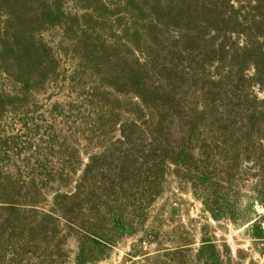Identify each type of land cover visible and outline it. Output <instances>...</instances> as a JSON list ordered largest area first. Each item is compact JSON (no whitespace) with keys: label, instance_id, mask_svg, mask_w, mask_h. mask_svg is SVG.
<instances>
[{"label":"trees","instance_id":"1","mask_svg":"<svg viewBox=\"0 0 264 264\" xmlns=\"http://www.w3.org/2000/svg\"><path fill=\"white\" fill-rule=\"evenodd\" d=\"M72 5L0 0V73L18 88L12 97L0 91V113L6 98L26 100L53 80L75 96L72 111L88 110L90 133L118 134L88 156L76 180L65 176L66 163L41 178L57 185L49 212L32 228L14 217L24 227L15 226L12 241H37L49 223L57 234L63 220L75 232V263H94L95 250L134 232L128 210L144 222L143 208L170 176L201 193L215 220L251 223V210L264 208V0ZM49 29L60 31L56 46L44 38ZM65 58L70 74L60 73ZM37 181L18 188L8 180L6 195L38 203L46 194ZM252 225L264 238L262 224ZM207 249L202 264H226L213 243L199 253Z\"/></svg>","mask_w":264,"mask_h":264},{"label":"rangeland","instance_id":"2","mask_svg":"<svg viewBox=\"0 0 264 264\" xmlns=\"http://www.w3.org/2000/svg\"><path fill=\"white\" fill-rule=\"evenodd\" d=\"M66 2L70 10L72 0ZM43 34L51 45L61 41L56 29ZM69 61L61 60V74H70ZM16 89L0 73V91L12 97ZM69 96L66 85L52 80L26 100L14 103L12 98L5 99L0 113V264H76L75 232L68 230L63 220L57 234L49 223L43 238L37 241L26 236L12 241L16 227H35L49 212L57 185L44 187L46 182L41 178L55 174L66 163L65 176L76 180L88 163V156L99 152L105 141L118 134L113 130L106 135L100 131L90 133L87 119L84 120L90 113L82 108V113L72 111L68 105L75 96ZM39 163L46 166V171L40 169ZM32 177L37 178L43 188L40 190L46 194L38 203L7 197L6 190L11 189L6 186L8 180L24 188ZM13 207L17 214L9 210ZM132 211L127 214L134 232L118 236L114 245L95 250L92 256L99 260L90 264H202L204 255L210 254L208 249L203 256L199 253L205 243L215 244L226 264H264V238L252 225L256 222L264 228V208L259 205L251 210L253 219L249 224L215 220L203 204L201 193L194 194L188 182L170 176L163 195L143 208L144 222L134 219ZM18 215L24 225L10 223Z\"/></svg>","mask_w":264,"mask_h":264}]
</instances>
